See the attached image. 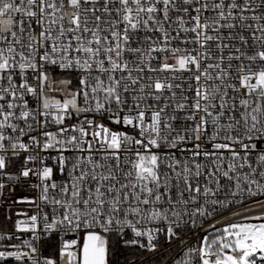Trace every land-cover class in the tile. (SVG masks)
Wrapping results in <instances>:
<instances>
[{
	"label": "snow or ice",
	"instance_id": "6c2138e0",
	"mask_svg": "<svg viewBox=\"0 0 264 264\" xmlns=\"http://www.w3.org/2000/svg\"><path fill=\"white\" fill-rule=\"evenodd\" d=\"M22 185L0 264L161 234L168 264H264V0H0V199Z\"/></svg>",
	"mask_w": 264,
	"mask_h": 264
},
{
	"label": "built area",
	"instance_id": "2783aa9c",
	"mask_svg": "<svg viewBox=\"0 0 264 264\" xmlns=\"http://www.w3.org/2000/svg\"><path fill=\"white\" fill-rule=\"evenodd\" d=\"M52 79L59 81L62 79H68L71 78L73 81V86H76L77 80L74 76H68L66 74H62L59 69H49ZM50 156H54L55 153H50ZM51 162V161H49ZM57 179H61L59 175H57ZM33 181H35V178H33ZM35 193L30 189V186L28 185H22L18 186L14 192H10L9 189H5V196L8 197V199L2 200L0 199V231L2 232H15L14 228V223L17 217L15 216V212L17 210H26L29 211L31 214L32 209H30V206L27 204H12V200L14 199H19L22 197H32L34 196ZM251 206V205H250ZM230 215V213H228ZM9 216H11V219H9ZM219 220H222L223 217H218ZM207 227V225H205ZM16 235L20 236L21 239H25L28 237L29 234L24 233V234H19L17 233ZM203 235V233L199 232L196 229H193L189 232L183 233L184 239L186 243L195 245L197 242L198 238ZM58 238V237H57ZM66 238H71V234H69L68 237ZM44 240L41 241L39 247H40V253L42 256H50L46 255L43 253V244ZM14 243H18L19 241H12ZM58 244H59V239H58ZM144 250V249H143ZM147 253L146 258H152L156 257L158 255L163 256V260L160 264H168L169 261L172 260L173 257L177 255V253L180 251V248L173 242L171 245H169V242L166 240L165 236L161 234L159 237V242L157 245V250L155 252H149L144 250ZM12 264H15V261L12 262Z\"/></svg>",
	"mask_w": 264,
	"mask_h": 264
},
{
	"label": "trees",
	"instance_id": "16d2710c",
	"mask_svg": "<svg viewBox=\"0 0 264 264\" xmlns=\"http://www.w3.org/2000/svg\"><path fill=\"white\" fill-rule=\"evenodd\" d=\"M113 250L111 253V264H160L162 255L146 258L147 253L140 248L125 247L121 242L119 245L113 240ZM58 238L53 236L46 238L43 244V253L53 256L57 252Z\"/></svg>",
	"mask_w": 264,
	"mask_h": 264
}]
</instances>
